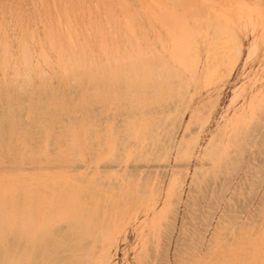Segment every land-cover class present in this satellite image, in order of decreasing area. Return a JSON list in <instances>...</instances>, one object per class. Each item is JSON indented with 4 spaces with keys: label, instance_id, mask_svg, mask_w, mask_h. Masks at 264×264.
Wrapping results in <instances>:
<instances>
[{
    "label": "rangeland",
    "instance_id": "obj_1",
    "mask_svg": "<svg viewBox=\"0 0 264 264\" xmlns=\"http://www.w3.org/2000/svg\"><path fill=\"white\" fill-rule=\"evenodd\" d=\"M53 1L0 0V204L10 201L9 210L21 217L25 202L41 201L40 231L64 241L51 249L48 264H264V0ZM189 16L204 28L211 25V34L216 32L230 52L239 49L231 74L222 78L226 53L217 69L202 71L197 82L188 83L189 73L182 77L188 89L175 78L170 89L162 87L158 94L148 89L144 102L135 103L110 83L103 102L94 98L99 84L83 78L89 66L102 74L105 66L113 68L123 59L128 64L137 56L147 58L148 65L155 58L163 61L159 46L168 23L181 17L192 27ZM219 27L226 28L220 32ZM87 122L90 128L79 130ZM13 124L29 132L26 137L14 132L10 139ZM208 148L220 154L217 160L207 155ZM6 188L11 199L2 195ZM39 191L43 200L35 197ZM57 206L63 211H55ZM50 213H56L52 222ZM9 238L12 247L16 242L15 259L24 264L30 240Z\"/></svg>",
    "mask_w": 264,
    "mask_h": 264
},
{
    "label": "bare ground",
    "instance_id": "obj_2",
    "mask_svg": "<svg viewBox=\"0 0 264 264\" xmlns=\"http://www.w3.org/2000/svg\"><path fill=\"white\" fill-rule=\"evenodd\" d=\"M33 0H31V2H32ZM53 1V0H52ZM78 1V0H77ZM123 1V0H122ZM170 1V0H169ZM168 1V2H169ZM173 1V0H172ZM177 1V0H176ZM54 2V1H53ZM150 2V1H149ZM151 2H154V0L153 1H151ZM188 2V1H187ZM195 2V1H194ZM193 2V3H194ZM198 2V1H197ZM33 3V2H32ZM41 4H42V2H40ZM156 3H157V1H156ZM158 3H159V1H158ZM157 3V5H155L154 3H153V5H155V7H157L159 4ZM166 3V2H165ZM164 3V4H165ZM179 3V2H178ZM211 3V2H210ZM183 4V3H182ZM196 4V3H195ZM194 4V5H195ZM87 5V4H86ZM94 5H96V4H94ZM151 5V4H150ZM162 5V4H161ZM167 5V4H166ZM190 5V4H189ZM160 6V5H159ZM164 6V5H163ZM169 6V5H168ZM181 6V5H180ZM201 6V5H200ZM119 7H120V5H119ZM154 7V6H153ZM172 6H170L169 8H171ZM184 7V6H183ZM186 7V6H185ZM192 7V6H191ZM197 7V6H196ZM163 8V7H162ZM166 8V7H165ZM205 8V7H204ZM151 9H152V7H151ZM167 9V8H166ZM165 9V10H166ZM174 10V8H171V10ZM186 9H188V8H186ZM194 9V8H193ZM196 9V8H195ZM198 9V8H197ZM206 9V8H205ZM207 9H209V8H207ZM98 10V9H97ZM154 10H155V8H154ZM153 10V11H154ZM157 11H159L158 9H156ZM168 10V9H167ZM177 10V9H176ZM176 10H174V11H176ZM189 10V9H188ZM202 10H203V8H202ZM169 11V10H168ZM197 11V10H196ZM207 11V10H206ZM63 12H66V10H63ZM91 12V11H90ZM99 12V11H98ZM156 12V11H155ZM154 12V14H156V13H158V12H156L155 13ZM163 12V11H162ZM172 12V11H171ZM126 13H127V11H126ZM174 12H172V14H173ZM186 13V12H185ZM192 13V12H191ZM191 13H190V15H191ZM195 13V12H194ZM200 13H202V12H200ZM162 13H160L159 15H161ZM171 14V15H172ZM177 15H178V12L176 13ZM197 14V13H196ZM203 14V13H202ZM207 14V13H206ZM212 14V13H211ZM65 16H66V14H64ZM123 15V14H122ZM151 15H153V14H151ZM170 15V14H169ZM208 15H209V13H208ZM175 16V15H174ZM183 16V15H182ZM158 17V16H157ZM191 16H189V18H190ZM196 17V16H195ZM197 17H199V15L197 14ZM203 17V16H202ZM68 18V20H69V16H67L66 17V19ZM160 18V17H159ZM184 18H185V16H184ZM169 19H170V21L171 20H173V18L171 19V17H169ZM179 19V18H178ZM176 20L175 18H174V20L173 21H171L170 23H168V35H164L161 39H160V46L159 47H161V55H162V57H165L164 58V60L163 61H161L159 58H155L153 61H154V63L152 62L151 63V65L149 64L148 65V61H147V58L146 59H139V57L137 56V59H134V61H132L131 60V58L129 59V57H128V59H129V61H132V62H130V63H123L124 62V59H123V61L121 62V63H118V61H117V64L115 65V63H114V67L113 68H110V69H108V67H104L101 71H102V74H100V73H98L97 72V69L95 68L94 69V67H90L89 66V68L88 69H86L85 70V72H84V74H83V78H85V79H88V81L91 83V85L93 86V84H99V89L97 88V91H96V93H95V95H94V98L95 99H98L99 101H102L103 102V97H104V99H105V96H106V91L107 90H109V91H111V87L113 86V85H118L119 86V88L121 89V91H122V95L123 96H125V99L127 100V101H130V102H144V99H145V97H146V95H145V91H148V89H151V94H154V93H157L158 94V92H160V90H161V88L163 87V89L166 87H172V84H173V80H175V78H176V80H178L179 81V84H182V85H185V84H183V78L182 77H184V76H186L187 75V73H189L190 75V78L188 79V83L189 82H194V81H198L200 78H201V74H202V71L203 72H205L206 74H207V72H209V70H211L210 71V73H212V69L211 68H213V71H214V69L216 68V66H218L219 64H218V62L220 61V60H222L223 59V57H225L226 56V53H229V55H227L226 56V58H227V62H226V67H225V70H224V72H223V75H222V78L224 79L227 75H229V74H231L232 73V71H233V69H234V67H235V65H236V63H237V61H238V57H239V55H240V51H239V49H236L237 51H235V50H233V51H231L230 52V47H226V46H224V44L223 43H221L220 41H219V38H217V36H216V32H213L212 34H211V32L209 31V27H211V25H207V26H205V28H204V26H203V24H201V23H198V21H197V23L194 21L195 20V18H194V20H193V18L191 17V19H192V21L196 24H194L193 23V25L194 26H192V27H190L189 25H188V23L187 24H185L183 21H181L183 18H181L180 17V19L179 20ZM199 19H200V17H199ZM212 19H213V17H212ZM125 20V19H124ZM162 20H163V18H162ZM176 20V21H175ZM67 21V20H66ZM164 21H166V20H164ZM207 21H209L208 19H207ZM207 21H206V23H207ZM212 21V20H211ZM221 21V20H220ZM220 21H218L217 23H219L220 24ZM125 23H127L128 24V22H127V19L125 20ZM67 24H68V22H67ZM72 24V23H71ZM90 24V23H89ZM212 24V23H211ZM61 25V24H60ZM221 26H225V25H222L221 24ZM71 26H70V23H69V28H70ZM128 27V26H127ZM167 27V26H166ZM217 27H218V25H217ZM60 28V27H59ZM226 28V27H225ZM224 28V29H225ZM65 29H67V28H65ZM132 28H131V26H130V30H131ZM166 29V28H165ZM217 28H215L214 30H216ZM219 29H220V27H219ZM219 29H217V30H219ZM224 29H220V32H221V30H224ZM71 30V29H70ZM96 30V29H95ZM109 30H110V28H109ZM128 30H129V27H128ZM66 32H68L67 30H66ZM166 32H167V30H166ZM228 32V31H227ZM133 33V32H132ZM217 33H218V31H217ZM68 33H66V35H67ZM221 34H223V33H221ZM220 34V35H221ZM224 34H226L225 32H224ZM219 35V36H220ZM226 35H228L229 36V34H226ZM234 35V34H233ZM69 36H71V35H69ZM68 36V37H69ZM228 36H227V38H225V37H223V38H225V39H228ZM67 37V38H68ZM233 37H235V35L233 36ZM221 38H222V36H221ZM71 39V38H70ZM134 39H137L138 40V38H136V37H134ZM235 39V38H234ZM233 39V40H234ZM136 40V41H137ZM223 40V39H222ZM71 41V40H70ZM229 40H227V41H225L226 43L228 42ZM138 42V41H137ZM230 42V41H229ZM69 44L71 43V42H68ZM130 43V42H129ZM128 43V45L129 46H131V44H129ZM72 44H73V42H72ZM234 44V43H233ZM74 45V44H73ZM142 46H143V55L144 56H147V51L149 50V46L146 44V42L143 40V43H142ZM131 48V47H130ZM154 48L155 49H158V47H156V46H154ZM225 48H226V51H224L225 50ZM227 48H229V49H227ZM23 49V48H22ZM75 49V48H74ZM124 49H125V47H124ZM137 49H138V47H137ZM232 49V48H231ZM105 50V49H104ZM125 50H127V49H125ZM71 51H72V49H71ZM84 51V50H83ZM138 51H140V49L138 50ZM30 52V51H29ZM62 52V51H61ZM149 52V51H148ZM23 53H26V52H24V50H23ZM31 53V52H30ZM73 53V52H72ZM134 53V52H133ZM136 53V52H135ZM83 54H85L84 52H82V56H83ZM104 54V53H103ZM139 54V53H138ZM252 54V51L250 50V52H249V56ZM93 55H96V54H93ZM105 55V54H104ZM129 54L127 53V56H128ZM160 55V54H159ZM25 56V55H24ZM73 56H74V54H73ZM84 56H86V55H84ZM130 56V55H129ZM143 56V57H144ZM78 57V56H77ZM160 57V56H159ZM25 58V60H26V56L24 57ZM31 57L29 56V59H30ZM83 58V57H82ZM106 58V57H105ZM151 58H154V57H151ZM74 59V58H73ZM150 59V58H149ZM28 60V59H27ZM26 60V61H27ZM31 60V59H30ZM46 60V59H45ZM128 61V62H129ZM44 62V61H43ZM26 63V62H25ZM27 63H28V61H27ZM61 64H62V61H61ZM218 64V65H217ZM47 65V64H46ZM71 65V64H70ZM25 66H27V65H25ZM215 66V67H214ZM29 67V66H28ZM64 67V72H66L65 71V66H63ZM72 67V66H71ZM29 69V68H28ZM217 69V68H216ZM74 73V72H73ZM64 74H66V73H64ZM71 74V73H70ZM209 74V73H208ZM73 75V74H72ZM211 76V75H210ZM206 77V75L204 76V78ZM212 77V76H211ZM16 78H18V75L16 76ZM45 78V77H44ZM74 77H72V79H73ZM74 79H76V78H74ZM40 80V79H39ZM69 80H71V78L69 79ZM68 80V81H69ZM16 81V80H15ZM42 81V80H41ZM73 81V80H72ZM80 81V80H79ZM177 81V82H178ZM186 82V81H185ZM69 83V82H68ZM110 83H111V87H110ZM151 83V85H149ZM22 84H23V82H22ZM74 84V83H73ZM78 85H80V84H78ZM72 86V85H71ZM75 86V85H74ZM90 86V85H89ZM179 86V85H178ZM186 86V85H185ZM105 87V88H104ZM187 87V86H186ZM195 87V86H194ZM76 88V87H75ZM75 88H74V90H75ZM94 88H96V87H94ZM182 88V87H181ZM196 88V87H195ZM106 89V90H105ZM170 89V88H169ZM187 89H188V87H187ZM51 90V89H50ZM88 90V89H87ZM93 90V89H92ZM91 90V91H92ZM96 90V89H95ZM181 90V89H180ZM90 91V92H91ZM78 92V91H77ZM94 92V91H93ZM140 92H141V94H140ZM178 92V91H177ZM23 93V92H22ZM70 93V92H69ZM92 93V92H91ZM162 93V92H161ZM171 93V92H170ZM185 93V92H184ZM113 94H115V93H113ZM147 94V93H146ZM173 94V93H172ZM84 95V94H83ZM89 95V94H88ZM110 95V94H109ZM174 95V94H173ZM177 95V94H176ZM76 96V95H75ZM172 96V95H171ZM43 97H44V95H43ZM92 97V96H91ZM176 97V96H175ZM256 97V96H255ZM33 98V97H32ZM42 98V97H41ZM112 98V100H113V97H111ZM155 99V98H154ZM255 99V98H254ZM26 100H27V98H26ZM25 100V101H26ZM80 100V99H79ZM90 100H92V99H90ZM111 100V101H112ZM175 100H176V98H175ZM22 101H24V100H22ZM52 101V100H51ZM65 101V100H64ZM93 101H94V99H93ZM121 101H123V100H121ZM168 101V100H167ZM253 101V100H252ZM31 102V101H30ZM43 102H45V101H43ZM178 102V101H177ZM21 103V102H20ZM79 103V102H78ZM118 103H119V101H118ZM122 103V102H121ZM183 103V102H182ZM264 103V102H263ZM23 104V103H22ZM172 104H173V102H172ZM21 105V104H20ZM25 105V104H24ZM29 105V104H28ZM44 105H46V103L44 104ZM61 105V104H60ZM71 105H73V104H71ZM77 105V104H76ZM95 105V104H94ZM105 105V104H104ZM264 105V104H263ZM39 106H40V104H39ZM106 106V105H105ZM26 107H27V103H26ZM42 107V106H41ZM44 107V106H43ZM79 107V106H78ZM94 107V106H93ZM97 107V106H96ZM104 107V106H103ZM108 107V106H107ZM106 107V108H107ZM111 107H112V105H111ZM115 106H113V108H114ZM119 107V106H118ZM154 107V106H153ZM31 108V107H30ZM45 108H46V106H45ZM45 108H43V109H45ZM63 108V107H62ZM61 108V109H62ZM87 108V107H86ZM100 108V107H99ZM98 108V109H99ZM105 108V107H104ZM105 108V109H106ZM152 108V107H151ZM156 108V107H155ZM154 108V109H155ZM202 108V107H201ZM249 108H251L250 106H249ZM49 109V108H48ZM65 109V108H64ZM75 109V108H74ZM10 110V109H9ZM8 110V111H9ZM39 110V109H38ZM80 111H81V109H79ZM88 110V109H87ZM118 110V109H117ZM146 110V109H145ZM159 110V109H158ZM11 111V110H10ZM30 111V110H29ZM74 111V110H73ZM102 111H104V110H102ZM122 111V110H121ZM165 111V110H164ZM24 112V111H23ZM22 112V113H23ZM45 112H46V110H45ZM54 112V111H53ZM52 112V113H53ZM69 112V111H68ZM74 112H76V111H74ZM92 112V111H91ZM90 112V113H91ZM200 112H201V110H200ZM200 112H198V113H200ZM11 113V112H10ZM10 113H9V119L11 118L10 117ZM50 113V112H49ZM164 113V112H163ZM203 113V112H202ZM54 114H57L56 112H54L53 113V115ZM64 114V113H63ZM82 114H84V113H82ZM92 114V113H91ZM110 114V113H109ZM137 114V113H136ZM166 114V113H165ZM250 114V113H249ZM45 115H46V113H45ZM47 115H49L48 114V112H47ZM58 115V114H57ZM61 115V114H60ZM65 115V114H64ZM124 115V114H123ZM128 115V114H127ZM126 115V116H127ZM150 115V114H149ZM161 115V114H160ZM240 115V114H239ZM50 116V115H49ZM54 116H56V115H54ZM93 116V115H92ZM152 116H154V115H152ZM176 116L178 117V115L176 114ZM26 117V116H25ZM24 117V118H25ZM90 117H91V115H90ZM134 117V116H133ZM142 117V116H141ZM144 117V116H143ZM148 117V116H147ZM160 117V116H159ZM33 118H35L34 116H33ZM45 118H46V116H45ZM58 118V117H57ZM158 118V117H157ZM195 118V117H194ZM198 118V117H197ZM251 118V117H250ZM67 119V118H66ZM87 119V118H86ZM134 119V118H133ZM145 119V118H144ZM173 119V118H172ZM192 119V118H191ZM11 120V119H10ZM107 119H105V121H106ZM140 120V119H139ZM162 120H163V118H162ZM246 120V119H245ZM3 121V120H2ZM18 121V120H17ZM64 121V120H63ZM73 121V120H72ZM81 121V120H80ZM88 121V120H87ZM90 121V120H89ZM97 121V120H96ZM99 121H100V119H99ZM99 121H97V122H99ZM173 121V120H172ZM191 121V120H190ZM194 121V120H193ZM4 122V121H3ZM12 122V121H11ZM85 122V121H84ZM143 122V121H142ZM234 122V121H233ZM21 123V122H20ZM72 123V122H71ZM79 123V122H78ZM88 123V122H87ZM93 123V122H92ZM113 123H115V122H113ZM130 123V122H129ZM132 123V122H131ZM12 124V123H11ZM32 124V123H31ZM58 124V123H57ZM67 124V123H66ZM65 124V125H66ZM89 124V123H88ZM91 124V123H90ZM87 125L86 126V123H83V125L81 124V126H79L78 128H79V130H87V129H89L90 128V126L91 125ZM98 124V123H97ZM117 124V123H116ZM196 124V123H195ZM235 124V123H234ZM29 125V124H28ZM27 125V126H28ZM46 125V124H45ZM59 125V124H58ZM80 125V124H79ZM106 125V124H105ZM118 125V124H117ZM130 124H128V126H129ZM144 125V124H143ZM154 125H157V124H154ZM46 126H48V124L46 125ZM45 126V127H46ZM68 126H69V124H68ZM78 126V125H77ZM99 126V125H98ZM110 126V125H109ZM127 126V125H126ZM142 126V125H141ZM160 126V125H159ZM263 126V125H262ZM21 127V126H20ZM20 127H18V129H20ZM30 127V126H29ZM62 127V126H61ZM67 127V126H66ZM76 127V126H75ZM96 127V126H95ZM94 127V130L95 129H97V128H95ZM102 127V126H101ZM121 127V126H120ZM133 127V126H132ZM132 127H130V128H132ZM135 127V126H134ZM133 127V128H134ZM172 127V126H171ZM69 128H71V125L69 126ZM68 128V129H69ZM103 128V127H102ZM118 128V127H117ZM145 128V127H144ZM167 128V127H166ZM18 129H16V127H15V125L13 124V126L11 127V131H10V139H12V137H14V132H19V133H21L23 136H25L26 134H28L29 132H25V131H23L22 129L21 130H18ZM28 129V128H27ZM37 129V128H36ZM99 129V128H98ZM119 129V128H118ZM148 129V128H147ZM17 130V131H16ZM26 130V129H25ZM46 130V129H45ZM54 130H55V128H54ZM72 130V129H71ZM74 130V129H73ZM126 130V129H125ZM129 130V129H128ZM132 130H134V129H132ZM146 130V129H145ZM149 130H151L150 128H149ZM252 130V129H251ZM7 131V130H6ZM27 131V130H26ZM36 131H38V130H36ZM101 131V130H100ZM103 131H106V132H108V130L106 129V130H103ZM102 131V132H103ZM131 131V130H130ZM221 131V130H220ZM61 132V131H60ZM65 132V131H64ZM69 132H71V131H69ZM72 132H75V131H72ZM86 132V131H85ZM90 132V131H89ZM95 132H99L98 130L97 131H95ZM124 132V131H123ZM129 132V131H128ZM134 132V134L136 133L135 131H133ZM143 132V131H142ZM152 132V131H151ZM161 132V131H160ZM165 132V131H164ZM167 132H169V131H167ZM166 132V133H167ZM231 132V131H230ZM2 133V132H1ZM32 133V132H31ZM61 133H63V132H61ZM66 133V132H65ZM100 133V132H99ZM121 133V132H120ZM126 133V132H125ZM140 133V132H139ZM153 133V132H152ZM236 133V135H237V132H235ZM35 133H33V135H34ZM49 134V133H48ZM69 134V133H68ZM122 134V133H121ZM127 134V133H126ZM185 134V133H184ZM221 134H222V132H221ZM22 135H20V136H22ZM55 135V134H54ZM71 135V134H70ZM75 135V134H74ZM109 135V134H108ZM118 135H120V134H118ZM132 135V134H131ZM162 136V135H161ZM26 137V136H25ZM66 137V136H65ZM96 137V136H95ZM105 137H106V135H105ZM111 137H113V136H111ZM110 137V138H111ZM125 137V136H124ZM133 137V136H132ZM141 137V136H140ZM29 138H30V136H29ZM52 138H53V136H52ZM51 138V139H52ZM144 138V137H143ZM151 138V137H150ZM257 138V137H256ZM8 139V138H7ZM33 139V138H32ZM71 139V138H70ZM87 139H88V137H87ZM108 139H109V137H108ZM120 139V138H119ZM146 139V138H145ZM186 139V138H185ZM196 139V138H195ZM27 140H28V138H27ZM40 140V139H39ZM58 140V139H57ZM61 140V139H60ZM59 140V141H60ZM69 140V139H68ZM86 140V139H85ZM100 140V139H99ZM113 140V139H112ZM118 140V139H117ZM228 140V139H227ZM1 141H2V139H1ZM37 141V140H36ZM53 141V140H52ZM126 141H128V140H126ZM150 140H148V142H149ZM195 141V140H194ZM238 141V140H237ZM25 143H27V141H24ZM34 142V141H33ZM58 142V141H57ZM66 142V141H65ZM88 142V141H87ZM96 142V141H95ZM155 142V141H154ZM213 142V141H212ZM261 142V141H260ZM74 143V139H73V141H72V144ZM105 143V142H104ZM110 143V142H109ZM131 143H132V141H131ZM143 143H144V141H143ZM211 143V142H210ZM216 143V142H215ZM214 143V144H215ZM264 143V142H263ZM24 144V143H23ZM64 144V143H63ZM113 144V143H112ZM123 144V143H122ZM125 144V143H124ZM127 144V143H126ZM129 144V143H128ZM142 144V143H141ZM164 144V143H163ZM1 145H2V142H1ZM39 145V144H38ZM49 145V144H48ZM89 145V144H88ZM93 145V144H92ZM108 145V144H107ZM120 145V144H119ZM138 145V144H137ZM147 145H148V143H147ZM146 145V146H147ZM173 145V144H172ZM211 144H209V146H210ZM229 145V144H228ZM264 145V144H263ZM52 146V145H51ZM79 146V145H78ZM99 146V145H98ZM153 146V145H152ZM151 146V147H152ZM156 146V145H155ZM164 146V145H163ZM168 146V145H167ZM193 146H194V143H193ZM214 146V145H213ZM55 147V146H54ZM74 147V146H73ZM89 147V146H88ZM112 147V146H111ZM116 147V146H115ZM120 147H121V145H120ZM125 147V146H124ZM211 148H212V146H210ZM217 147V146H216ZM229 147V146H228ZM6 148H9V145H6ZM23 148H25V147H23ZM22 148V149H23ZM31 148H32V146H31ZM34 148H36V147H34ZM104 148H106V147H104ZM138 148V147H137ZM147 148V147H146ZM207 149V155L210 153V154H212V155H210V157L212 158V160L213 161H215V160H217V155L218 154H216V153H212V150L213 149ZM258 148V147H257ZM57 149V148H56ZM90 149V148H89ZM92 149V148H91ZM96 149H98V148H96ZM102 149V148H101ZM100 149V150H101ZM116 149H119V148H116ZM124 149V148H123ZM140 149V148H139ZM138 149V150H139ZM167 149V148H166ZM10 150V149H9ZM34 150H37V149H34ZM61 150V149H60ZM63 150V149H62ZM129 150V149H128ZM134 150H135V148H134ZM142 150V149H141ZM160 150V149H159ZM163 150V149H162ZM178 150V149H177ZM206 150V149H205ZM259 150H260V148H259ZM27 151V150H26ZM55 151V150H54ZM65 151V150H64ZM98 151V150H97ZM131 151V150H130ZM161 151V150H160ZM182 151H184V150H182ZM225 151V150H224ZM230 151V150H229ZM23 152V151H22ZM34 152V151H33ZM32 152V153H33ZM50 152H51V149H50ZM92 152V151H91ZM106 152V151H105ZM117 152V151H116ZM121 152V151H120ZM123 152V151H122ZM142 152H143V150H142ZM191 152V151H190ZM3 153H4V150L2 149V151L0 150V159L2 158V155H3ZM36 153V152H35ZM72 153V152H71ZM76 153V152H75ZM78 153V152H77ZM76 153V154H77ZM95 153V152H94ZM98 153H99V151H98ZM101 153V152H100ZM104 153V152H103ZM108 153V152H107ZM112 153H114V151L112 152ZM131 153V152H130ZM147 153V152H146ZM241 153V152H240ZM43 154V153H42ZM105 154V153H104ZM133 154H134V152H133ZM148 154V153H147ZM168 154V153H167ZM184 154V153H183ZM22 155V154H21ZM24 155V154H23ZM26 155V154H25ZM113 155V154H112ZM220 155V154H219ZM218 155V156H219ZM225 154L223 153V156H224ZM227 155V154H226ZM53 156V155H52ZM63 156V155H62ZM81 156V155H80ZM101 156V155H100ZM114 156V155H113ZM129 156V155H128ZM145 157H146V155H144ZM49 157V156H48ZM72 157H74V159H75V156H72ZM71 157V158H72ZM119 157H121V156H119ZM130 157H132V156H129V158ZM209 157V158H210ZM26 158H27V156H26ZM80 158V157H79ZM97 158V157H96ZM122 158V157H121ZM127 158V157H126ZM229 158V157H228ZM20 159H21V157H20ZM29 159V158H28ZM143 159H145V158H143ZM158 159H159V157H158ZM165 159V158H164ZM188 159V158H187ZM27 160V159H26ZM49 160H51V159H49ZM78 160V159H77ZM107 160V159H106ZM105 160V161H106ZM125 160V159H124ZM157 160V159H156ZM211 160V161H212ZM237 160V159H236ZM1 161V160H0ZM29 161V160H28ZM72 161V160H71ZM149 161V160H148ZM180 161H182V160H180ZM221 161V160H220ZM252 161V160H251ZM76 162H78V161H76ZM103 162V161H102ZM119 162V161H118ZM30 163V162H29ZM120 163V162H119ZM125 163V162H124ZM208 163V162H207ZM218 163V162H217ZM228 163V162H227ZM239 163V162H238ZM95 164V163H94ZM123 164V163H122ZM25 165V164H24ZM27 165V164H26ZM42 165V164H41ZM91 165H92V162H91ZM201 165V164H200ZM219 165V167H220V165L221 164H218ZM230 165V164H229ZM239 165V164H238ZM27 166H29V165H27ZM66 166V165H65ZM70 166V165H69ZM222 166V165H221ZM23 167V166H22ZM44 167V166H43ZM43 167H42V169H43ZM47 167V166H46ZM55 167V166H54ZM1 168V167H0ZM49 168V167H48ZM65 168V167H64ZM80 168V167H79ZM118 168V167H117ZM203 168V167H202ZM201 168V169H202ZM36 169V168H35ZM44 169H47V168H44ZM65 169H67V168H65ZM72 169V168H71ZM81 169V168H80ZM220 169V168H219ZM238 169V168H237ZM1 170V169H0ZM52 170V169H51ZM15 171V170H14ZM34 171V170H33ZM60 171V170H59ZM96 171H98V170H96ZM203 171V170H202ZM45 172V171H44ZM50 172V171H49ZM113 172V171H112ZM135 172H137V171H135ZM205 172V171H204ZM220 172H221V169H220ZM259 172V171H258ZM10 173V172H9ZM21 173V172H20ZM38 173H42V172H40V171H38ZM46 174L48 173V170H47V172H45ZM54 173H57V171H55ZM181 173V172H180ZM33 174V173H32ZM60 174H61V172H60ZM124 174H125V172H124ZM197 174V173H196ZM52 175V174H51ZM55 176H56V174H54ZM57 175H58V173H57ZM62 175V177H63V174H61ZM89 175V174H88ZM115 175V174H114ZM203 175V174H202ZM32 176H34V175H32ZM87 176V175H86ZM122 176V175H121ZM58 177H60L59 175H58ZM65 177V176H64ZM90 177H91V175H90ZM111 177V176H110ZM129 177V176H128ZM69 178V177H68ZM112 178V177H111ZM118 178V177H117ZM121 178V177H120ZM173 178V177H172ZM176 178V177H175ZM180 178V177H179ZM3 178H1V180H2ZM49 179V178H48ZM71 179V178H70ZM69 179V180H70ZM122 179V178H121ZM72 180V179H71ZM74 180V179H73ZM81 180H83V179H81ZM106 180V179H105ZM109 180H111V179H109ZM120 180V179H119ZM132 180V179H131ZM149 180H150V177H149ZM201 180V179H200ZM86 181V180H85ZM96 181V180H95ZM115 181V180H114ZM117 181V180H116ZM60 182V181H59ZM75 182H77V181H75ZM147 182V181H146ZM197 182V181H196ZM82 183V182H81ZM97 183V182H96ZM129 183V182H128ZM40 184V183H39ZM59 184V183H58ZM61 184H63V183H61ZM69 184H71V183H69ZM74 184V183H73ZM72 184V185H73ZM108 184V183H107ZM112 184V183H111ZM119 184V183H118ZM198 184V183H197ZM41 185V184H40ZM46 185H50V184H47L46 183ZM64 185V184H63ZM131 185V184H130ZM178 185V184H177ZM48 186H47V188H48ZM77 186V185H76ZM92 186V185H91ZM122 186V185H121ZM137 186H138V184H137ZM2 187V186H1ZM41 187V186H40ZM39 187V188H40ZM51 187V186H50ZM68 187H70V186H68ZM3 188H4V186H3ZM26 188V187H25ZM38 188V189H39ZM53 188V187H52ZM79 188H80V186H79ZM90 188H92V187H90ZM96 188V187H95ZM108 188H110V187H108ZM107 188V189H108ZM116 188V187H115ZM118 188V187H117ZM140 188V187H139ZM43 188H41V190H42ZM58 189H59V187H58ZM88 189V188H87ZM101 189V188H100ZM100 189H98V190H100ZM121 189V188H120ZM125 189V188H124ZM138 189V188H137ZM143 189V188H142ZM173 189V188H172ZM4 190V189H3ZM2 190V191H3ZM5 190H7V188L5 189ZM4 190V191H5ZM11 190V189H10ZM10 190H7L6 192H4V193H2V195L3 194H5V197L7 196V192H9ZM22 190V189H21ZM25 190V189H24ZM35 190V189H34ZM80 190H82V189H80ZM94 190H96V189H94ZM104 190V189H103ZM106 190V189H105ZM26 191H27V189H26ZM31 190H29L28 191V193L30 192ZM33 191V190H32ZM36 191V190H35ZM34 191V192H35ZM43 191V190H42ZM56 191H58V190H56ZM60 191V190H59ZM59 191L57 192V193H59ZM62 191H64V190H62ZM71 191H74V190H71ZM70 191V192H71ZM160 191V190H159ZM33 192V193H34ZM104 192V191H103ZM108 192H110V191H108ZM129 192V191H128ZM142 192V191H141ZM144 192V191H143ZM1 193V192H0ZM13 193V192H12ZM32 193V194H33ZM44 193H45V191H44ZM73 194H72V196L75 194L74 192H72ZM114 193V192H113ZM124 193V192H123ZM158 193H160V192H158ZM222 193V192H221ZM59 194H61V193H59ZM62 194H64V192L62 193ZM78 194V193H77ZM86 194V193H85ZM108 194H110V193H108ZM126 194V193H125ZM149 194V193H148ZM2 195H1V197H2ZM14 195V194H13ZM37 196H35L36 197V199H44L43 198V196H42V193H40V191H39V193L37 192V194H36ZM44 195V194H43ZM45 195H47V194H45ZM58 195V194H57ZM159 195V194H158ZM12 196V195H11ZM70 196V195H69ZM79 196V195H78ZM77 196V197H78ZM97 196V195H96ZM132 196V195H131ZM57 197H59V196H57ZM71 197V196H70ZM121 197V196H120ZM125 197V196H124ZM8 198H10V196H7V199ZM64 198H66L65 197V194H64ZM84 198V197H83ZM107 198V197H106ZM11 199V198H10ZM68 199V198H67ZM87 199V198H86ZM5 200V199H4ZM55 200V199H54ZM97 200V199H96ZM101 200V199H100ZM114 200V199H113ZM120 200V199H119ZM125 200V199H124ZM1 201V200H0ZM6 201V200H5ZM29 201V200H28ZM45 202H47V201H45ZM59 202H60V200H59ZM66 202V201H65ZM74 202V201H73ZM80 202V201H79ZM83 202V201H82ZM97 202H99V200L97 201ZM117 202H119V201H117ZM123 202V201H122ZM128 202H129V200H128ZM26 204H25V207H24V209H22L21 210V212H22V216L21 217H19V215H18V213H19V211L17 212L16 210H14V209H12L11 208V210H9V206L8 205H12L13 203H11L10 204V201H8V205L7 204H3V203H1L0 204V264H23V262L22 261H20L19 259H15V253H16V247H15V245H14V240H13V247H12V245H11V238H9V237H13L14 239H21V238H27V239H29L30 241V245H31V249H29L28 251H27V253H26V256H25V261H24V264H48V262L51 260L52 261V254H51V249L53 248V249H56V248H58L59 246H61V245H63V243H64V241H62V242H60V241H57L58 240V237H51L50 235H48V232H46L45 230H42V231H40V229H39V227H38V224L36 223V220H37V222H38V220L40 219V212L42 211V208H43V206H42V208L40 209V206H41V201L40 202H31L30 203V201L27 203V202H25ZM44 203V202H43ZM75 203V202H74ZM104 203V202H103ZM166 203V202H165ZM168 203V202H167ZM58 204H60V203H58ZM110 204V203H109ZM118 204V203H117ZM138 204V203H137ZM87 205V204H86ZM70 206H71V204H70ZM114 206V205H113ZM163 206V205H162ZM168 206H170V205H168ZM6 207H7V209H8V211H7V213H6ZM58 207V206H57ZM120 207V206H119ZM45 208H47V207H45ZM61 207H58V209L57 210H55V211H63V210H61L60 209ZM56 209V208H55ZM71 209V208H70ZM69 209V210H70ZM114 209V208H113ZM167 210V209H166ZM1 211H3V212H1ZM52 211H54L53 209H52ZM66 211V210H65ZM77 212V211H76ZM57 213V212H56ZM56 213H50L51 215L50 216H52V215H56ZM59 213V212H58ZM57 213V214H58ZM264 213V212H263ZM46 216V214H42V216L41 217H43V216ZM55 215H54V217H55ZM53 216L50 218V222H52V218H54ZM78 219L80 220V218H79V216H78ZM94 221V220H93ZM103 221H104V219H103ZM107 221V220H106ZM105 221V222H106ZM114 221H116V220H114ZM47 222H49V221H47ZM46 222V224L48 225V223ZM49 222V223H50ZM67 222V221H66ZM65 222V223H66ZM69 222H71L72 223V221L71 220H69ZM82 222V221H81ZM90 222V221H89ZM75 223H76V221H75ZM75 223H72V225H75ZM56 224V223H55ZM60 224V223H59ZM42 225H43V223H42ZM47 225H45L46 227H47ZM62 225V224H61ZM68 225V224H67ZM81 225V224H80ZM84 225V224H83ZM94 225V224H93ZM63 226V225H62ZM95 226V225H94ZM76 227H79V225H77ZM86 228V227H85ZM70 229V228H69ZM243 229V228H242ZM263 229V228H262ZM57 230V229H56ZM96 230H97V228H96ZM95 230V231H96ZM100 231V230H99ZM102 231V230H101ZM100 231V232H101ZM50 232V231H49ZM58 232V231H57ZM73 232V231H72ZM53 233H54V231H53ZM62 233V232H61ZM87 233V232H86ZM71 234V233H70ZM88 234V233H87ZM264 234V233H263ZM58 235V234H57ZM59 235H60V233H59ZM69 235V234H68ZM62 237V236H61ZM71 237V236H70ZM74 237V236H73ZM78 237V236H77ZM80 237V236H79ZM82 237H83V235H82ZM253 238V237H252ZM263 238V237H262ZM261 238V239H262ZM72 239V238H71ZM74 239V238H73ZM263 241H264V239H263ZM28 242V243H29ZM68 242V241H67ZM16 243V242H15ZM248 243H250V242H248ZM257 243V242H256ZM264 243V242H263ZM82 244V243H81ZM259 244V243H258ZM75 247V246H74ZM249 248H251V247H249ZM250 250V249H249ZM54 251V250H53ZM52 251V252H53ZM261 251H263V250H261ZM260 251V252H261ZM59 252V251H58ZM258 252V251H257ZM257 252H255V253H257ZM259 252V253H260ZM233 253V252H232ZM236 253V252H235ZM239 253V252H238ZM255 253H252V254H254V255H256ZM37 254H39V256L41 257V260L40 259H35V256L37 255ZM233 255V254H232ZM54 256H56V255H54ZM58 256V255H57ZM261 256V255H260ZM37 257H38V255H37ZM36 257V258H37ZM263 257V256H262ZM231 258V257H230ZM234 259V258H233ZM252 260H254L253 258H251ZM57 260V259H56ZM230 260V259H229ZM259 260V259H258ZM238 261V260H237ZM264 261V260H263ZM217 264V263H216ZM259 264H261L260 262H259Z\"/></svg>",
    "mask_w": 264,
    "mask_h": 264
}]
</instances>
